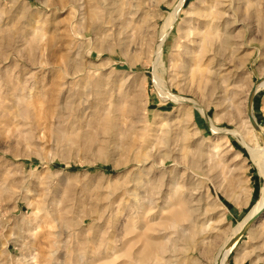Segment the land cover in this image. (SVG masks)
Masks as SVG:
<instances>
[{"label":"rangeland","instance_id":"1","mask_svg":"<svg viewBox=\"0 0 264 264\" xmlns=\"http://www.w3.org/2000/svg\"><path fill=\"white\" fill-rule=\"evenodd\" d=\"M260 81L264 0H0V264H264Z\"/></svg>","mask_w":264,"mask_h":264},{"label":"bare ground","instance_id":"2","mask_svg":"<svg viewBox=\"0 0 264 264\" xmlns=\"http://www.w3.org/2000/svg\"><path fill=\"white\" fill-rule=\"evenodd\" d=\"M182 5V2L181 4H179L177 6V9L170 14V17L168 20H166V24H165V27H164V33H163V40L161 42V44L159 45V48H158V53H157V59L159 60L161 58V55L163 53V45H164V42L169 34V32L171 31V29L173 28V25L177 19V15H178V12L180 10V7ZM216 7V5L214 3H211L210 4V7L208 8V13L209 15L212 16V19L214 20V18L217 17V15H215V12L213 11V8ZM211 22V21H210ZM212 23V22H211ZM210 24V23H209ZM212 25V24H211ZM208 25H206L207 27ZM210 26V25H209ZM205 27V28H206ZM209 28V27H208ZM208 28H207V31H208ZM210 30L212 29L209 28ZM206 30V29H205ZM218 31V30H217ZM206 32V31H204ZM210 32V31H209ZM211 33V32H210ZM213 39H211L212 41ZM160 41V40H159ZM210 42V41H208ZM156 75V73H155ZM156 77V83L159 85H161V82L162 80L158 77V76H155ZM262 81V80H261ZM258 82L255 87H254V91H257L259 88L263 87L264 85L262 84H259L261 83ZM175 98L177 100L179 99H182V97H178V96H175ZM198 106V105H197ZM201 108V107H200ZM131 110V109H130ZM135 110V108L133 109ZM201 110H203L201 108ZM126 111V110H125ZM252 115V114H251ZM250 115V116H251ZM253 117V116H252ZM255 121V120H254ZM252 121V124L256 127V124L255 122ZM215 129V128H214ZM259 131L261 130L260 128H257ZM217 131V130H216ZM251 150V154H252V158L257 162L258 166L261 168V172L264 173V147L260 146V147H255V148H250ZM262 201L264 200V191H263V197L261 199ZM260 201H258V203L254 206V208L251 210V212L247 215V217L245 218L244 221L238 223L233 229H232V236L227 240V242L225 243V245L222 247V253L220 254V263L219 264H226V259L230 253V251L233 249V247L236 245V243L238 242V240L240 239L242 233H245L244 231L252 224L253 220L258 217L259 215V212H260Z\"/></svg>","mask_w":264,"mask_h":264}]
</instances>
